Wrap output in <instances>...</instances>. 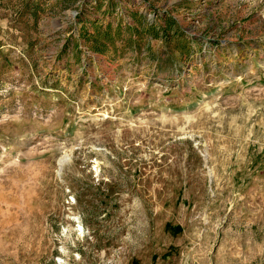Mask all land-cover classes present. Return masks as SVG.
I'll return each instance as SVG.
<instances>
[{
	"label": "rangeland",
	"instance_id": "374dc122",
	"mask_svg": "<svg viewBox=\"0 0 264 264\" xmlns=\"http://www.w3.org/2000/svg\"><path fill=\"white\" fill-rule=\"evenodd\" d=\"M0 264H264V0H0Z\"/></svg>",
	"mask_w": 264,
	"mask_h": 264
},
{
	"label": "trees",
	"instance_id": "16d2710c",
	"mask_svg": "<svg viewBox=\"0 0 264 264\" xmlns=\"http://www.w3.org/2000/svg\"><path fill=\"white\" fill-rule=\"evenodd\" d=\"M133 17H134V15H133ZM165 27H167V28H172V27H174V26H176V23H175V20L174 19H172L171 17L168 19V20H165ZM165 29V28H164ZM164 31V30H163ZM172 31V30H171ZM170 31V32H171ZM166 37V36H165Z\"/></svg>",
	"mask_w": 264,
	"mask_h": 264
}]
</instances>
